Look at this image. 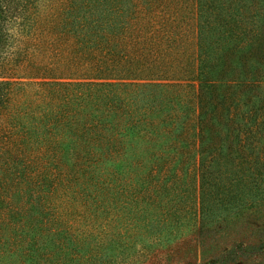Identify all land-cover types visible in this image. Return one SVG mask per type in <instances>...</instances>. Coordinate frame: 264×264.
Returning <instances> with one entry per match:
<instances>
[{"label":"trees","instance_id":"1","mask_svg":"<svg viewBox=\"0 0 264 264\" xmlns=\"http://www.w3.org/2000/svg\"><path fill=\"white\" fill-rule=\"evenodd\" d=\"M260 207L264 0H0V264H179Z\"/></svg>","mask_w":264,"mask_h":264},{"label":"rangeland","instance_id":"2","mask_svg":"<svg viewBox=\"0 0 264 264\" xmlns=\"http://www.w3.org/2000/svg\"><path fill=\"white\" fill-rule=\"evenodd\" d=\"M234 230L236 232H233ZM212 238L216 241H213L211 237L204 239V242L208 244V253L204 249V255H202L200 247L196 250L192 243L187 242L180 245L179 248L175 247V251L171 252L172 256H169L166 261L169 262L179 256L181 258L179 264H193L194 260H196V264H217V261L209 262L213 255L218 256L219 253H225L228 249L234 248L237 251L236 257L232 260L227 259L226 264L254 263L259 258H263L260 247L258 249L256 247L264 241V207H260L258 210H249L240 227L227 228L226 232L221 230ZM241 246H252L251 250L255 253L249 252L243 255L238 250ZM147 264L150 263L147 262Z\"/></svg>","mask_w":264,"mask_h":264}]
</instances>
